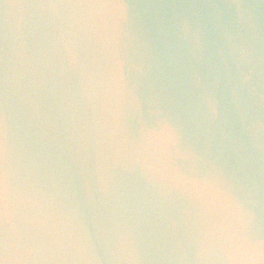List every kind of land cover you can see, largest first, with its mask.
I'll return each mask as SVG.
<instances>
[{
	"label": "water",
	"instance_id": "obj_1",
	"mask_svg": "<svg viewBox=\"0 0 264 264\" xmlns=\"http://www.w3.org/2000/svg\"><path fill=\"white\" fill-rule=\"evenodd\" d=\"M9 264H264V0H0Z\"/></svg>",
	"mask_w": 264,
	"mask_h": 264
},
{
	"label": "snow or ice",
	"instance_id": "obj_2",
	"mask_svg": "<svg viewBox=\"0 0 264 264\" xmlns=\"http://www.w3.org/2000/svg\"><path fill=\"white\" fill-rule=\"evenodd\" d=\"M12 196L11 182L3 167H0V264H5L9 255L23 253L32 243V237L27 230L21 228L10 234L3 226L12 211Z\"/></svg>",
	"mask_w": 264,
	"mask_h": 264
},
{
	"label": "clouds",
	"instance_id": "obj_3",
	"mask_svg": "<svg viewBox=\"0 0 264 264\" xmlns=\"http://www.w3.org/2000/svg\"><path fill=\"white\" fill-rule=\"evenodd\" d=\"M5 264H9V257L6 258Z\"/></svg>",
	"mask_w": 264,
	"mask_h": 264
}]
</instances>
